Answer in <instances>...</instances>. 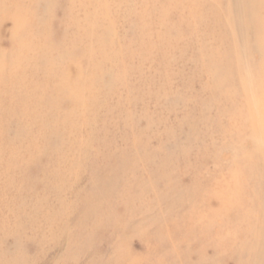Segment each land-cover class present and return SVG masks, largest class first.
Listing matches in <instances>:
<instances>
[{"label": "rangeland", "instance_id": "rangeland-1", "mask_svg": "<svg viewBox=\"0 0 264 264\" xmlns=\"http://www.w3.org/2000/svg\"><path fill=\"white\" fill-rule=\"evenodd\" d=\"M16 2L0 264H264V60L229 51L244 0Z\"/></svg>", "mask_w": 264, "mask_h": 264}, {"label": "bare ground", "instance_id": "bare-ground-1", "mask_svg": "<svg viewBox=\"0 0 264 264\" xmlns=\"http://www.w3.org/2000/svg\"><path fill=\"white\" fill-rule=\"evenodd\" d=\"M9 0H0V12H8L9 9ZM26 1V0H25ZM15 2V3H14ZM229 7L233 5L232 0H228ZM244 2L247 5V8H243L242 4H235L234 8L236 9V15L235 17H232L229 21V25L233 28L234 32H237L235 42L230 44L229 51L234 52L238 55H236V58L234 60V63L237 66V68L241 65V63L245 64V61L241 62L239 59L240 57H245L248 54V49L254 48L259 53V63L263 64L264 60V38L262 35L264 34V16L261 18V10H260V0H244ZM11 8L13 9V14L17 17L21 16V13L24 11V4L18 5L16 0H10ZM193 11H199L197 8H193ZM211 15L212 11L209 9ZM203 13V12H202ZM218 20H220V17L218 15ZM251 30V34L249 36H244L245 30ZM263 55V57H262ZM2 68H5L4 70ZM0 67V84L6 83L8 78V66L7 67ZM260 68H264V65H260ZM227 70V69H226ZM252 74V73H251ZM257 76L255 77V79ZM11 80V77L9 78ZM14 81V80H13ZM12 81V82H13ZM245 82L250 84L248 79H245ZM11 91L18 92L17 89L13 88ZM227 91V90H225ZM255 90L253 93H250L249 95V106L256 105L258 101H260V97L256 96L258 93ZM2 93V92H1ZM4 96L9 95L6 90L3 91ZM252 95V97H250ZM251 98H253L251 100ZM257 102H255V99ZM22 101V99H20ZM258 127V126H257ZM257 131H259V128H256ZM261 136V135H260ZM256 142V141H255ZM262 142V141H261ZM263 143V142H262ZM263 146V145H262ZM12 155V154H10ZM14 156H12L8 161L9 166L11 163L14 162ZM252 160V159H251ZM9 169V168H8ZM10 170V169H9ZM231 185V184H230ZM260 192H262L261 189H259ZM257 196V195H256Z\"/></svg>", "mask_w": 264, "mask_h": 264}]
</instances>
